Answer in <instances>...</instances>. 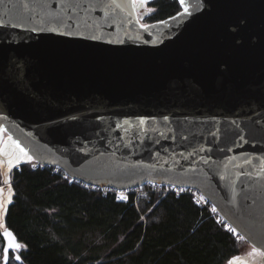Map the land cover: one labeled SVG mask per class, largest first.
<instances>
[{"label":"water","instance_id":"1","mask_svg":"<svg viewBox=\"0 0 264 264\" xmlns=\"http://www.w3.org/2000/svg\"><path fill=\"white\" fill-rule=\"evenodd\" d=\"M185 6L191 16L167 19L169 27L149 32L119 13L94 41L85 29L76 37L24 31L49 25L18 20L10 4H0V18L20 25L0 28V127L39 164L86 185L126 191L148 182L194 190L199 184L206 196L231 198L233 188H240L237 165L246 157L252 167L264 164L259 137L237 144V137L223 132L235 127L232 120L244 127L264 116V0H185L180 13ZM140 119L147 123L140 125ZM217 130L216 137L209 135ZM201 146L212 153L188 157ZM84 152L94 155L86 158ZM205 155L217 162L210 181L201 163ZM220 175L232 178L227 191ZM234 222L242 235H256L264 249V222ZM5 231L14 234L3 228L2 237Z\"/></svg>","mask_w":264,"mask_h":264},{"label":"trees","instance_id":"2","mask_svg":"<svg viewBox=\"0 0 264 264\" xmlns=\"http://www.w3.org/2000/svg\"><path fill=\"white\" fill-rule=\"evenodd\" d=\"M147 7L155 11L146 23L182 11L179 0H153ZM5 171L0 169V185ZM65 176L55 166L24 163L14 169L11 185L0 189V264L3 228L21 243V261L10 254L9 264H226L249 245L190 194L129 195L122 201Z\"/></svg>","mask_w":264,"mask_h":264},{"label":"snow or ice","instance_id":"3","mask_svg":"<svg viewBox=\"0 0 264 264\" xmlns=\"http://www.w3.org/2000/svg\"><path fill=\"white\" fill-rule=\"evenodd\" d=\"M148 0H0V4L11 5L9 12L12 10L16 11V18L18 20L31 21L33 19H42L46 25H49L43 29H24V31H47L62 36L76 37L81 29L90 30L93 34L88 37L91 40H101L100 35H96L97 32H103L105 27H113V22L118 18L119 13H123L127 20L131 23L134 22L143 29L145 32H149L158 26L169 27L168 20L156 21V23H146L145 18H150L154 8L147 7ZM181 5H184L185 0H180ZM9 12H5L4 15L8 16ZM93 13H96L94 16ZM192 12L187 6L183 8V12L179 13L176 17L170 19H179L181 17L191 16ZM123 23L124 21L121 20ZM20 25L13 23V20L9 18L4 20L0 18V28H16ZM63 29V31H60ZM112 43V41H109ZM164 121H169L168 116L163 117ZM127 125V121L124 122ZM147 121L140 119V125H145ZM235 127H229L223 130L226 136L237 137L234 142L237 144L255 143L257 138H260V142L264 143V116L259 119H254L251 125H244L241 127L236 124L235 120L230 122ZM127 131V128L124 129ZM144 130V129H141ZM209 132V135L216 137L218 132ZM245 132L247 135H245ZM179 134V129L176 130ZM139 133L137 132L136 135ZM161 136L165 134L160 133ZM169 137L165 136V139ZM175 139V137H171ZM182 139L187 140V135H182ZM215 143V140L212 141ZM119 145L116 146L118 150ZM224 151L223 148L219 149ZM231 150V149H229ZM167 152V149H164ZM213 149L211 147H194L193 151L188 152L189 158H194L200 153L207 152L211 154ZM114 154V152H113ZM85 157L93 156L94 153L84 152ZM101 156L104 153H100ZM155 158L161 160L160 151L155 152ZM181 157H184V152L179 153ZM0 164H3L7 169L18 167L20 163H28L35 167L39 161L35 160L33 155L30 154L29 150L21 143L19 139H16L9 133V129L0 127ZM123 160L124 157L122 156ZM168 158L162 159V163L167 164ZM173 163L178 161L173 160ZM201 163L208 166V172L205 173V178L209 181L211 177L208 175L209 172L216 174V161L210 159V155L201 157ZM252 160L247 157L244 159L242 164L237 165L241 168L238 174V182L240 185L239 191L237 192L233 188V195L231 198L219 197L217 200V194L215 192L207 193V196L200 192L201 186L196 184V191L191 192L193 202L197 205L205 206V209L210 211L214 217L215 222L222 225L224 230L228 233L233 234L238 241H245L251 243V249L246 254V259H241L240 256H232L227 258L226 264H264V249L257 245L256 235H249L246 237L241 234L238 227L235 225V220H239L241 217H247L252 224H260L264 222V164L257 167H252ZM119 167V165H117ZM57 171H59L57 169ZM190 171L193 174L198 173V169L192 167ZM249 178L248 184H245L243 178ZM68 179L67 176L64 177ZM198 177L193 176L190 179L193 182ZM219 179L226 182L224 190L227 191L231 183V177L226 175H220ZM253 181L259 182L260 187L253 189ZM77 182V181H71ZM88 187V185H85ZM192 185H189L190 190ZM174 191L183 192L186 191L184 187L178 189L174 188ZM199 193V194H198ZM120 199L126 200L127 197L121 195ZM0 210L2 209V203H0ZM232 221V222H229ZM4 237V253H3V264H9V255L11 254L15 261H21L19 252L21 245L16 240L15 235L11 231H5Z\"/></svg>","mask_w":264,"mask_h":264},{"label":"built area","instance_id":"4","mask_svg":"<svg viewBox=\"0 0 264 264\" xmlns=\"http://www.w3.org/2000/svg\"><path fill=\"white\" fill-rule=\"evenodd\" d=\"M39 167H45L41 164H37L35 167H33L34 169H38ZM176 188H180V187H174L171 185H160L158 183H154V182H148L143 186L137 187V188H133L130 190H126V191H118V190H114V189H107L106 192H112L114 194L117 195V197L120 199V196L123 195L125 197H129V195H134L136 198H140L143 196L148 195L149 193H174L176 195H181V194H190L192 191H196L194 189H190L187 190L189 188L184 187L186 189V191L183 192H178V191H174L173 189ZM199 194V193H198ZM121 200V199H120ZM201 207H205L203 205H200Z\"/></svg>","mask_w":264,"mask_h":264},{"label":"rangeland","instance_id":"5","mask_svg":"<svg viewBox=\"0 0 264 264\" xmlns=\"http://www.w3.org/2000/svg\"><path fill=\"white\" fill-rule=\"evenodd\" d=\"M22 164H24V163H20L19 166L22 165ZM15 168L16 167H13L11 169H7L3 164H0V169H6L5 173H3L4 176H3V179H2V182H1V185H0V189L3 188V187H7L8 188L11 185V177H12V173H13ZM251 246L252 245L249 244V245H247L245 247L243 252L239 255L241 257V259H246V254H247L248 251H250Z\"/></svg>","mask_w":264,"mask_h":264}]
</instances>
